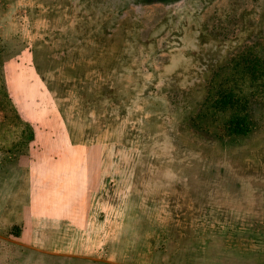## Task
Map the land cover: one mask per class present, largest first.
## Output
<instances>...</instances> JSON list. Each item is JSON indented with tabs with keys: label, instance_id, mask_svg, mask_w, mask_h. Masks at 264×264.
Segmentation results:
<instances>
[{
	"label": "rangeland",
	"instance_id": "374dc122",
	"mask_svg": "<svg viewBox=\"0 0 264 264\" xmlns=\"http://www.w3.org/2000/svg\"><path fill=\"white\" fill-rule=\"evenodd\" d=\"M263 87L264 0H0V264H264Z\"/></svg>",
	"mask_w": 264,
	"mask_h": 264
},
{
	"label": "trees",
	"instance_id": "16d2710c",
	"mask_svg": "<svg viewBox=\"0 0 264 264\" xmlns=\"http://www.w3.org/2000/svg\"><path fill=\"white\" fill-rule=\"evenodd\" d=\"M244 69H246V66L244 65ZM263 77V75L261 76ZM264 89V87H263ZM213 96V95H212ZM243 100L247 101V97H241ZM244 101V106H245ZM213 106L216 109L220 110H226L228 107H234L237 108V111L235 115H233L230 119H227L224 125V129L228 131L229 133H235L237 135H245L249 131L248 122H249V116L248 111L239 113V108H242V101L238 100L237 97L231 92V91H218L216 93V97L213 98ZM250 125V122H249Z\"/></svg>",
	"mask_w": 264,
	"mask_h": 264
},
{
	"label": "crops",
	"instance_id": "0c3cea01",
	"mask_svg": "<svg viewBox=\"0 0 264 264\" xmlns=\"http://www.w3.org/2000/svg\"><path fill=\"white\" fill-rule=\"evenodd\" d=\"M67 209H69V207ZM45 210H46L45 214L41 212V214H39V216L41 219H43V217H44L45 223L47 225L55 224V222H57L58 220H60L62 218V216L64 215V211H65V210H63V207H62V209H56L55 207H53L52 209H45ZM67 215H68V213H67Z\"/></svg>",
	"mask_w": 264,
	"mask_h": 264
}]
</instances>
